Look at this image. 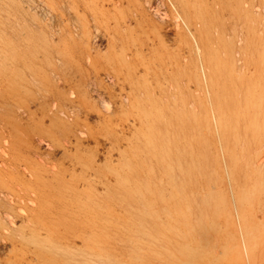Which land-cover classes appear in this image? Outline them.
<instances>
[{"label": "bare ground", "instance_id": "1", "mask_svg": "<svg viewBox=\"0 0 264 264\" xmlns=\"http://www.w3.org/2000/svg\"><path fill=\"white\" fill-rule=\"evenodd\" d=\"M65 1L61 29L5 41L0 57V264H83V245L112 252L119 240L132 241L120 264L264 255V82L237 44L225 90L213 75L203 86L193 60H167L130 31L93 51Z\"/></svg>", "mask_w": 264, "mask_h": 264}, {"label": "rangeland", "instance_id": "2", "mask_svg": "<svg viewBox=\"0 0 264 264\" xmlns=\"http://www.w3.org/2000/svg\"><path fill=\"white\" fill-rule=\"evenodd\" d=\"M248 1L219 0L218 4L217 0H90L89 6L98 8L96 13L82 6L72 8L68 0L62 6L79 38L83 36V29L88 30L86 39L93 51L107 54L109 45L119 39L118 33L130 31L132 41L146 45L167 60L182 58L184 63L193 60L198 82L209 86L213 75V81L225 90V61L230 42L237 44V56L245 71L264 82L261 70L264 67V0H259L258 11L253 12L249 11ZM59 3V0H0V57L4 55L5 41L12 42L13 47L24 38L38 43L32 32L48 34L47 27L52 24H58L57 29H61L64 20L58 11ZM209 57L214 60L212 68L208 65ZM129 244L119 240L113 244L112 252H107L98 243L96 253L83 245V264H120L114 263L115 258L131 257ZM257 263L264 264V255L259 251L251 261L245 262Z\"/></svg>", "mask_w": 264, "mask_h": 264}]
</instances>
